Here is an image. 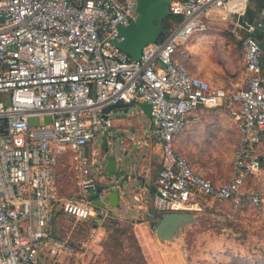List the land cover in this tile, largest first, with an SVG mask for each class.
I'll return each instance as SVG.
<instances>
[{
	"label": "built area",
	"instance_id": "built-area-1",
	"mask_svg": "<svg viewBox=\"0 0 264 264\" xmlns=\"http://www.w3.org/2000/svg\"><path fill=\"white\" fill-rule=\"evenodd\" d=\"M247 1L171 0V14L181 21L133 59L116 42L123 40L119 27L136 16V0H83L82 6L81 0H0V264H40L49 251H73L54 235L56 215L86 220L99 213L88 199L98 180L83 168L85 150L100 129L111 128L103 109L112 104H150L162 149L151 205L160 213L196 210L198 196L260 203L243 192L261 167L260 41L241 39L244 72L233 87L212 86L178 57L196 33L210 29L217 16L245 10ZM221 106L239 141L232 175L217 182L195 170L175 140L192 112ZM30 117L39 124L30 125ZM68 154L85 173L74 197L64 196L56 181V167Z\"/></svg>",
	"mask_w": 264,
	"mask_h": 264
},
{
	"label": "rangeland",
	"instance_id": "rangeland-1",
	"mask_svg": "<svg viewBox=\"0 0 264 264\" xmlns=\"http://www.w3.org/2000/svg\"><path fill=\"white\" fill-rule=\"evenodd\" d=\"M241 37L243 36L241 35ZM216 44L221 45L219 41ZM221 47L217 46L215 48V61L219 59L222 62L220 65L206 62L199 66L204 71L213 70L215 72L220 67L222 71L221 69L218 70L225 75V78L229 75L227 79L230 82L232 80L231 75L240 79L244 72L243 50H241L242 52L238 51L234 56L229 58L228 54L225 53L224 46ZM191 52L194 53L193 56L198 55V53L195 55V52ZM198 52H200V55L204 54L206 58L209 56L206 49H200ZM184 53L185 50L182 48L181 54L183 55ZM210 57L211 60L213 59L212 62H214L212 53ZM191 63L193 66H198L193 61ZM227 70L230 72L228 73ZM137 107L136 105H132L129 108L128 115L131 116V123L142 125L143 135H145L142 139L149 138L153 135L152 130L143 116H137L139 114ZM114 113L117 116L120 111L117 112L115 110ZM123 121L129 122L126 118H115L113 122L114 127L110 131L111 136H114L111 138L113 142L109 144V153L112 159L117 163V158L131 161L130 159L133 156L139 155L140 157L142 155L140 157L142 161L145 157H148V160H150L153 172L158 170L160 168L158 150L153 149V151L149 152L144 144H140L141 137L138 136L131 143L127 144L125 137L121 136V131L118 132L119 129L117 128L119 123H128ZM214 126L210 127L211 130L215 129ZM131 129L132 126L129 127V130ZM217 130L216 128L214 132ZM102 134H104V131L100 129L98 137L95 140L97 146L99 144L101 146L103 141ZM15 140L19 142L18 138ZM235 141L233 133L230 136V141L221 144L218 163L221 165L222 172L231 168V165L233 167L236 148ZM196 147L193 146V153L196 152ZM209 148H213L216 151V146L213 144L209 145ZM106 162L107 158H104L96 165L102 167ZM143 162L142 164H138V167L139 165L142 167V169L141 167L138 169V173L144 170ZM91 167L94 170L92 165ZM117 167L124 169V167ZM56 169L57 179L63 195L66 197L76 196L78 189L77 180L80 178V171L77 168L73 155L68 154L61 159ZM88 177L93 178L90 175ZM95 177L100 181L97 173H95ZM101 182H105V180H101ZM133 184L136 186V191H141L143 187L146 188L143 200L140 202L132 199V204L127 208V211L129 214H145V217L135 220L136 224H133V226L149 264H239L241 257L249 253H264V248H260L261 245L264 246V182L260 186V189H257L254 178L250 177L247 185L244 187L243 192H245L246 196H254L255 194L259 196L261 201L258 205L249 202L247 199L238 204L230 201H219L207 196H198L197 201L201 205V208L193 210V213L197 217L196 222L183 228L179 237L173 241H163L158 238L154 229L156 220L147 217V207L151 206L150 195H154V190H152L151 186L147 187L146 184H143V186L141 181H134ZM58 220V231L62 241L69 240L73 243L80 242V244L77 246L73 245L72 252L57 250L55 253H49L52 257V264H113L114 261L111 257L107 256L105 258L106 251L103 246V240L106 232L102 233L98 230L102 226V220L96 217L86 219L89 221L95 220L97 227L83 230L77 227L79 226V222L77 221L71 222L67 217ZM106 259H108L107 263L105 262Z\"/></svg>",
	"mask_w": 264,
	"mask_h": 264
},
{
	"label": "crops",
	"instance_id": "crops-1",
	"mask_svg": "<svg viewBox=\"0 0 264 264\" xmlns=\"http://www.w3.org/2000/svg\"><path fill=\"white\" fill-rule=\"evenodd\" d=\"M263 8H264V0H248L247 7L245 8V10L232 14L230 18L222 19L220 16H217L214 24L211 26L210 29H208L203 33H199V32L196 33L189 42L183 45L182 48H184L185 53L182 55L181 54L182 49H181L178 57L186 62L187 66L189 67L190 71L193 74L205 78L210 82L212 86L233 87L235 84L241 83L242 76L240 77V79H238L237 77L231 75L232 80L230 82V80L227 79L229 75H227L225 78V75L220 73L222 71L220 67L218 69H221V71L218 69L217 72L213 70L204 71L202 67H200L199 65L205 64L206 62H209L210 64L212 63L213 65L216 64L220 65L222 63L219 59L218 60L216 59L215 61V54H216L215 48H217V46L218 47L224 46L225 53L228 54L229 58H231V56H234L235 53H237L238 51L243 50L241 39L244 38L243 35L245 32H247L248 34L255 36L260 41L262 47V63H261L262 76L264 77V27L260 29L254 26L255 19L258 18L264 21V16L261 13ZM239 20L241 21V23ZM241 35L243 37H241ZM218 41L221 45L216 44V42ZM204 48L206 49L207 54L209 53L208 58H206L204 54L200 55L199 54L200 52H198V50L200 49L205 50ZM191 51L195 52V55L198 53V55L193 56L194 53H192ZM211 53L213 54L214 62H212L213 59L211 60L210 57ZM206 59H208V61H206ZM192 61L194 64H197L198 66H193L191 63ZM229 72L230 71H228V73ZM139 103H133L132 105L138 106ZM137 108L139 109L138 111L139 114H137V116L139 115L144 117V119L147 121L148 125L152 130L153 133L152 136H150L149 138L146 137L142 139L143 136L145 137V135H143L142 125L139 124L134 125L133 122L131 123V119H130L131 116L128 115L129 111L124 112L122 109L116 110L117 112L120 111V113H118L117 116L114 113L115 110L109 113L110 119L112 121L111 128L114 127L113 122L117 117H122L123 119L126 118L127 120H129V122L123 121L128 123H119L117 125V128L119 129L118 132L121 131L120 134L121 136L125 137L127 144L131 143L133 139L136 136H138L141 137L140 144H144L149 152L153 151V149L158 150L160 167H161L162 149H161V144L155 138L151 117L146 115L139 106ZM188 119L189 122L187 123L184 130L176 137L175 144L177 150L181 154L189 157L190 162L193 164V167L199 173L207 177H210L217 182H222L228 179L232 175V171H233L232 165L231 168H229L227 171L222 172L221 165L218 163V160L220 155L221 144L230 141V136L233 133L235 135L236 145L239 141V131L233 118L230 116L227 109L224 106H221L216 108L200 107L194 112H192L188 116ZM213 125H215L214 126L215 129L216 128L218 129L216 132H214L215 129L211 130L210 128ZM130 126H132L131 130H129ZM111 128L108 131H104V134H102L103 140L106 137L108 139L107 142L108 148L110 142H113L111 138L114 137L111 136L110 134ZM102 143L101 146L100 144L97 146L96 142H94L93 144H91L86 148L88 153V159H87L88 164L83 167L84 169L88 170L87 174L90 175L91 177H94L95 179H96L95 173H97L100 181L104 180L101 177L102 167H98L91 156H97L99 151H101L102 149ZM211 144L216 146L215 148L216 151L213 148H209V145L211 146ZM193 146H197L195 153L192 152ZM260 147L262 149L260 170L250 176L251 178H254V182L256 183L255 186L257 189H260V186L264 182V135H262L261 137ZM140 157L139 155L133 156V158L130 159L131 161H124V159L122 158H117V166L124 167V169L129 172L132 171L137 172V174H139L144 179L143 180L144 182L141 184L142 185L146 184L147 187L151 186L152 190H154V182L157 178L159 169L153 172L150 164L151 162L150 160H148V157L143 158L144 162ZM142 162H143L144 170L141 172L139 171L138 173V169L141 167L140 165L138 167V164H142ZM91 165L94 167V170L92 169ZM84 174H85L84 172L80 174V178L77 180V183L85 179ZM56 177H57V172H56ZM145 192H146L145 187L141 188V191H136V190L132 192L125 191V193L122 194H127L129 198L128 202L125 201L124 198H121L119 207L109 208L108 210H110L113 213L112 216H116L124 220H129L133 224H136L135 220H140L141 217H145V214H141V215L129 214L127 208H129V206L132 204V199L141 202L143 200ZM196 208L200 209L201 205L198 204ZM107 216H111V215L105 214L103 218H98L97 216L96 218L103 220ZM95 227H97L96 224ZM98 230H100L102 233H105V229L102 226L99 227ZM49 252L48 254L42 255V262L44 264H52L51 261L52 257L49 255Z\"/></svg>",
	"mask_w": 264,
	"mask_h": 264
},
{
	"label": "water",
	"instance_id": "water-1",
	"mask_svg": "<svg viewBox=\"0 0 264 264\" xmlns=\"http://www.w3.org/2000/svg\"><path fill=\"white\" fill-rule=\"evenodd\" d=\"M170 2L171 0H136L135 18H130L127 25L119 27L123 40L116 42L118 48L129 57L139 59L143 49L149 43L157 42L163 36L165 31L164 20L171 15ZM82 4L83 0H81L79 6H82ZM254 26L262 29L264 21L257 18L254 20ZM132 104H112L105 107L103 112L110 113L118 109L128 112ZM138 106L146 115L151 117L150 104L140 102ZM51 119L50 116H45L44 122L48 123ZM28 121L30 125H37L40 120L38 117H30ZM107 142L106 137L103 140L101 151L97 156H91L96 164L107 158L106 164L102 166L101 173V177L105 182L98 181L95 190L88 195V199L99 209L98 218H103L105 214L113 215L108 209L119 207L121 198L128 202L127 194L122 193L134 191L136 187L133 184L134 181L144 182V179L137 172H128L117 167L116 161L112 159L109 153ZM86 156H88L87 150ZM151 199L152 195H150V202ZM146 214L152 220H156L154 229L158 238L163 241H173L179 237L183 228L197 220L193 211L160 213L152 205L147 207ZM40 264L44 263L41 262Z\"/></svg>",
	"mask_w": 264,
	"mask_h": 264
},
{
	"label": "trees",
	"instance_id": "trees-1",
	"mask_svg": "<svg viewBox=\"0 0 264 264\" xmlns=\"http://www.w3.org/2000/svg\"><path fill=\"white\" fill-rule=\"evenodd\" d=\"M181 19H182L181 15H175V14H171L170 16L166 17L164 20L165 31L163 36L160 38V40H163L167 36V34L171 31V29L181 21ZM247 35H251V34L245 32L243 36L245 37ZM59 164L60 161L58 165ZM56 181L60 192L63 194V191L61 190L57 177H56ZM219 201L234 202L233 200H219ZM65 217L69 218L71 222L73 221L79 222V226L77 227L81 230L95 227L96 224L95 220L93 221L76 220L75 218L69 217L62 212H58L54 224V235L61 240L62 238H60L59 236L57 224L59 222L58 219H63ZM102 226L105 228V232H106V236L103 240V246L106 251L105 258L107 256L109 258L111 257L114 261L113 264H149L143 252L142 246L138 240V237L134 231V226L131 221L120 219L116 216L111 215V216H107L102 220ZM63 241L66 244H70V245L72 244L71 246L73 245L77 246L80 244V242L73 243L72 241L69 240H63ZM260 248L263 249L264 246L261 245ZM107 260L108 259L105 260L106 263ZM239 264H264V253L263 252L262 254L261 253L256 254L255 252L249 253L246 256L241 257Z\"/></svg>",
	"mask_w": 264,
	"mask_h": 264
},
{
	"label": "flooded vegetation",
	"instance_id": "flooded-vegetation-1",
	"mask_svg": "<svg viewBox=\"0 0 264 264\" xmlns=\"http://www.w3.org/2000/svg\"><path fill=\"white\" fill-rule=\"evenodd\" d=\"M147 217H149V215H148ZM149 218H150V217H149Z\"/></svg>",
	"mask_w": 264,
	"mask_h": 264
}]
</instances>
